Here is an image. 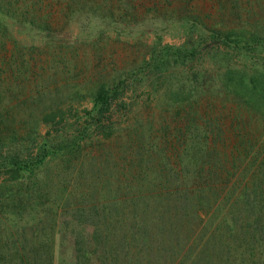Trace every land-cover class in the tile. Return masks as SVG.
Segmentation results:
<instances>
[{"label": "rangeland", "instance_id": "374dc122", "mask_svg": "<svg viewBox=\"0 0 264 264\" xmlns=\"http://www.w3.org/2000/svg\"><path fill=\"white\" fill-rule=\"evenodd\" d=\"M70 1L76 21L48 32V41H30L11 26L18 41H3L0 24V170H9L13 159H31L49 130L62 148L31 176L6 181L8 176L0 174V264H191L195 245L190 242L212 231L217 240L224 226L192 214L199 209L193 202L188 215L177 216L174 194L166 191L188 186L196 171L206 169L195 144L196 135L206 133L201 116L206 117L207 102L229 124L232 112L217 95L213 78L223 71L222 52L229 48L212 46L202 24L210 23L208 14L220 19L215 14L232 5L226 0ZM251 9L264 31V4ZM212 23L206 29L213 30ZM192 28L198 35L190 38L186 31ZM198 43L190 59L189 50ZM263 44L257 52L242 45L234 63L261 65ZM182 45L185 58L174 52ZM196 74L203 99L172 104L167 88L184 86L188 93ZM120 81L125 91L113 106L112 123L103 124L109 136L91 126L83 139L96 91ZM70 106L63 124L41 123L48 111ZM232 107L237 115L238 106ZM247 120L254 130L257 122ZM74 142L79 146L72 149ZM260 170L251 189L264 197ZM263 204L255 207L261 224ZM163 220L174 225L172 232L163 231ZM258 252L257 260L241 255L226 264H264V250ZM218 255L211 250L197 264H221Z\"/></svg>", "mask_w": 264, "mask_h": 264}, {"label": "trees", "instance_id": "16d2710c", "mask_svg": "<svg viewBox=\"0 0 264 264\" xmlns=\"http://www.w3.org/2000/svg\"><path fill=\"white\" fill-rule=\"evenodd\" d=\"M76 1L79 0L74 2ZM226 2L229 6L232 5V9L228 8L215 14L220 19L218 17L211 19V15L208 14L207 22H213L214 29H206L205 26L210 23L204 21L202 30H209L213 40L212 46L222 51L229 48L228 52H222V58L226 59L222 61L219 70L222 71L223 68V71L221 74L217 72L213 75L218 84L217 95L224 101L223 105L232 112L229 115V124L226 127L224 117L217 114L218 107H213L210 101L207 102L206 117L200 115L207 126L206 133L202 137L196 135L200 140L195 144L196 149L203 152L200 154L201 165H205L206 169L196 171L188 186L166 191L167 194H174L173 207L177 216L188 215L191 209L189 206L193 202L192 207L198 205L199 209H193L192 214L200 216L201 213L210 223L219 225V229L224 226V234L217 240L218 234L212 231L206 238L200 237L194 243L193 240L190 242L195 245L194 253L190 258L191 264L200 263L202 256L208 258L211 250H218L221 264L235 261L241 255H245L246 258L254 257L257 260L258 249L264 250V237L260 233L264 221L261 224L256 218L259 215L257 216L255 212L256 205L264 203V197H258L251 189L256 169H261L260 181L264 179V62L260 65L258 61L248 63L240 59L241 61L234 63V58L240 54L242 45L251 46V49L257 52L258 47L262 46L261 43H264V31L256 24L258 19H254L253 16L256 14L251 9L253 5L259 7L263 5L264 0H226ZM72 6L70 0H0V12L4 15V19L0 22L3 27V41H18L14 35H11L10 26L27 34L30 41H39V38L48 41V32L67 28L76 21V18L70 14L74 12ZM188 14L189 12L186 15ZM186 34L192 38L198 35V31L194 32L193 28L187 29ZM185 46L175 48V56L185 58L180 54L185 51ZM198 50L199 43L191 46L190 59L197 55ZM193 82L194 87L188 93H185L184 86L168 87L170 102L177 105L185 103L194 105L202 100L203 96L198 92L197 74ZM122 84L124 82L120 81L112 86L102 85L96 91L93 98L94 113L87 112L91 121L85 127L83 139L92 133H86L91 126L94 132H102V134L105 132L103 124L110 123L113 106L118 104L119 96L125 91ZM232 104L238 106L237 115L233 112ZM71 111V106L66 110L57 108L48 111L43 115L41 123L50 127L59 126L68 119L67 112ZM232 114L235 115L230 118ZM249 117L257 122L254 130L249 126L247 120ZM90 123H94V126L89 125ZM107 130H111V127H107ZM109 134L104 133V136ZM54 138L50 130L47 131L44 142L34 147L36 152L31 159H13L9 163L11 165L9 170L4 163L3 168L6 170H0V174L8 176L6 181L23 178L24 174L31 176L48 157L62 150L56 147ZM77 145L79 146V143L74 142L70 148L74 149ZM218 147L222 149L219 151ZM184 200L188 201V204L183 203ZM175 214L171 216L177 217ZM172 227L174 225L162 221L161 228L164 232L171 231ZM251 229L257 230V235L250 237ZM232 243L236 245L232 247ZM185 252L186 249L178 255L177 261L183 258ZM255 259L252 258L251 262H255Z\"/></svg>", "mask_w": 264, "mask_h": 264}]
</instances>
